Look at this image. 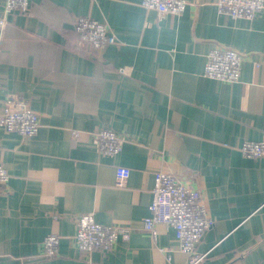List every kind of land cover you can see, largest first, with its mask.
<instances>
[{"label":"crops","instance_id":"0c3cea01","mask_svg":"<svg viewBox=\"0 0 264 264\" xmlns=\"http://www.w3.org/2000/svg\"><path fill=\"white\" fill-rule=\"evenodd\" d=\"M143 0H30L27 14L0 28V115L10 95L39 116L31 138L0 128V264H264V10L253 21L218 13L217 0H186L182 16H160ZM4 0H0V17ZM80 17L106 25L117 43L76 49ZM243 57L238 83L204 77L209 53ZM109 128L121 153L99 154L94 134ZM118 167L131 170L117 186ZM162 171L200 190L214 226L190 256L173 228L144 229ZM126 229L112 250L86 253L76 220ZM59 237L58 255L44 240Z\"/></svg>","mask_w":264,"mask_h":264},{"label":"built area","instance_id":"2783aa9c","mask_svg":"<svg viewBox=\"0 0 264 264\" xmlns=\"http://www.w3.org/2000/svg\"><path fill=\"white\" fill-rule=\"evenodd\" d=\"M30 5V0H4L0 28L6 27L11 14H27ZM142 6L147 10L156 11L160 16H182L188 3L186 0H143ZM216 7L220 15L233 20L253 21L264 10V0H217ZM75 33L78 51L86 47L101 50L117 43V39L110 34L106 25L86 17L77 19ZM242 63L243 57L236 50L214 49L207 57L204 77L218 82L238 83L241 79ZM0 128L7 134L31 138L39 133V116L25 99L10 95L3 103ZM93 144L99 154L114 158L121 153L124 139L112 129L101 128L94 134ZM240 152L247 159H264V142L246 141L242 144ZM130 174L129 168L118 167L117 186L122 187ZM9 180L7 169L0 165V191ZM143 224L144 229L153 236L156 235L158 225L173 228L179 242V252L194 256L206 232L214 226V220L208 215L200 190L192 183L157 171L154 173L149 216L144 219ZM76 225L74 242L86 253L108 252L120 238L128 236L126 229L102 226L92 215L79 217ZM59 240L57 235L45 238V257L58 255ZM205 257L206 254L194 257L192 264H198Z\"/></svg>","mask_w":264,"mask_h":264}]
</instances>
